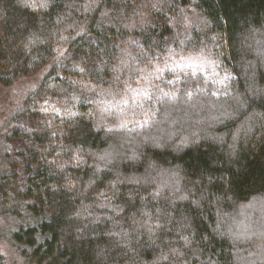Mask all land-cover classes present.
Instances as JSON below:
<instances>
[{
  "label": "trees",
  "instance_id": "trees-1",
  "mask_svg": "<svg viewBox=\"0 0 264 264\" xmlns=\"http://www.w3.org/2000/svg\"><path fill=\"white\" fill-rule=\"evenodd\" d=\"M37 74L0 178L26 264H264V0H0V82Z\"/></svg>",
  "mask_w": 264,
  "mask_h": 264
},
{
  "label": "rangeland",
  "instance_id": "rangeland-1",
  "mask_svg": "<svg viewBox=\"0 0 264 264\" xmlns=\"http://www.w3.org/2000/svg\"><path fill=\"white\" fill-rule=\"evenodd\" d=\"M181 64L214 68L205 56L186 55L179 58ZM42 79V74L23 77L13 85L6 86L0 82V178L8 171L7 154L13 151L12 141L8 138L11 130L10 118L25 106V100L34 92ZM15 218L0 211V264H26L23 256L11 242L10 234L17 228Z\"/></svg>",
  "mask_w": 264,
  "mask_h": 264
},
{
  "label": "snow or ice",
  "instance_id": "snow-or-ice-1",
  "mask_svg": "<svg viewBox=\"0 0 264 264\" xmlns=\"http://www.w3.org/2000/svg\"><path fill=\"white\" fill-rule=\"evenodd\" d=\"M167 66V65H166ZM156 71H162V69L157 68ZM169 83H172V81H169ZM47 103V101H45ZM56 111H59L58 109ZM124 125H121L123 127ZM106 157H101V159H105Z\"/></svg>",
  "mask_w": 264,
  "mask_h": 264
}]
</instances>
